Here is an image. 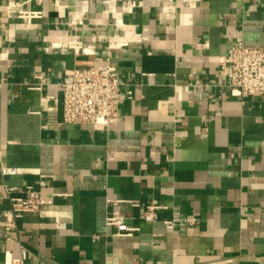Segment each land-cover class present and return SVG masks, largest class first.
I'll return each instance as SVG.
<instances>
[{"label":"crops","instance_id":"crops-1","mask_svg":"<svg viewBox=\"0 0 264 264\" xmlns=\"http://www.w3.org/2000/svg\"><path fill=\"white\" fill-rule=\"evenodd\" d=\"M239 36L264 46V0H0V264L19 242L23 264H264V96L219 61ZM107 62L118 121L65 123V71ZM6 185L51 202L7 231Z\"/></svg>","mask_w":264,"mask_h":264},{"label":"built area","instance_id":"built-area-1","mask_svg":"<svg viewBox=\"0 0 264 264\" xmlns=\"http://www.w3.org/2000/svg\"><path fill=\"white\" fill-rule=\"evenodd\" d=\"M18 17L31 20L41 17L38 10H19ZM70 47L80 49L81 41H73ZM223 74L228 79L230 93L237 97L264 96V46L246 44L243 36L235 39L229 53L219 59ZM63 87V119L65 123H85L92 125H110L118 121L120 108V80L117 67L110 62L88 68L73 67L65 71ZM129 95L132 91H128ZM3 173H15L14 167H3ZM16 186L6 185L10 199V208L3 212L5 229L16 226L19 218L28 213L38 212L42 205L51 202L52 197L44 196L32 185H27L22 194H13ZM139 205L138 201L133 202ZM167 205L155 202L145 205L144 219L155 221ZM173 228V220L165 221ZM196 219H192V223ZM107 224L117 226V235H133L137 226L129 225L119 210H113L107 216ZM11 238V235H8ZM20 255L13 263L23 264L28 255L26 246L19 242Z\"/></svg>","mask_w":264,"mask_h":264}]
</instances>
